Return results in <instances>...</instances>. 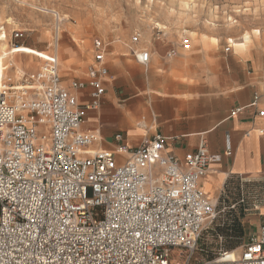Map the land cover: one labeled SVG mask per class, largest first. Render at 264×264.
<instances>
[{
	"label": "built area",
	"instance_id": "1",
	"mask_svg": "<svg viewBox=\"0 0 264 264\" xmlns=\"http://www.w3.org/2000/svg\"><path fill=\"white\" fill-rule=\"evenodd\" d=\"M180 46L190 49V39ZM92 49L84 77L69 85L57 55L9 77L0 70V264H264V224L240 248L221 246L212 258L199 253L220 202L200 186L220 159L205 139L184 163L165 152L161 135L131 148L119 131L114 150L92 148L100 136L82 126L101 108L109 45L95 38ZM139 53L147 65L149 52ZM240 189L229 208L246 216L264 205V183Z\"/></svg>",
	"mask_w": 264,
	"mask_h": 264
},
{
	"label": "crops",
	"instance_id": "2",
	"mask_svg": "<svg viewBox=\"0 0 264 264\" xmlns=\"http://www.w3.org/2000/svg\"><path fill=\"white\" fill-rule=\"evenodd\" d=\"M170 41L178 43L161 40L157 54L148 51L147 65L137 61L145 74L139 76L136 93L119 95L112 85L107 87V79L101 108L87 113L82 129L99 134L93 149L114 150L119 131L131 148L140 146L143 138L161 135L166 138L165 152L181 163L205 139L220 159L200 179V186L212 199L225 197L231 204L243 186H253V180L264 183V115L259 114L264 111V64L247 46L240 51L243 56L236 51L227 61L213 43L207 47L199 43V50L187 52L190 49L180 46V38ZM171 49H176L173 56L168 55ZM230 63L239 70L231 78L226 71ZM89 90L79 93L81 101L89 100ZM237 108L241 110L235 112ZM244 220L258 234L264 205Z\"/></svg>",
	"mask_w": 264,
	"mask_h": 264
},
{
	"label": "rangeland",
	"instance_id": "3",
	"mask_svg": "<svg viewBox=\"0 0 264 264\" xmlns=\"http://www.w3.org/2000/svg\"><path fill=\"white\" fill-rule=\"evenodd\" d=\"M47 7L56 10L62 18L68 15L72 19L61 23L54 12L47 13ZM59 22L60 33L56 26ZM17 30L24 32L23 38H14ZM4 31L7 32V57L0 70L6 77L5 67L11 59L8 53L14 54L11 60L15 62L12 68L8 66L10 75L16 67L27 71L38 69L44 59L57 55L67 85L74 77L83 76L93 62L94 39H104L109 45L107 87L112 85L124 96L137 92L139 76L145 74V67L137 62L135 52L140 49L157 54L159 42L177 44L170 41L174 37L180 38V42L190 39L193 45L187 52L199 50V43L205 47L213 43L228 61L238 51L228 40H244L248 33L250 41L246 50L253 48L254 59L264 64V0H0V33ZM136 34L140 40L134 43ZM17 45L21 49L13 50ZM228 46H231L229 51ZM58 47L64 49L62 54L58 55ZM5 58L0 55V62ZM63 63L67 64L66 70ZM226 71L230 78L239 72L231 63ZM235 199L232 198L231 204ZM231 204L228 200L220 201L216 219L203 231L199 253L204 257L215 254L230 241L219 228L230 224L235 216V212H229V209L237 211L229 208ZM244 218L242 215L245 237L234 249L247 243L253 235V224ZM219 236L223 237L222 241Z\"/></svg>",
	"mask_w": 264,
	"mask_h": 264
},
{
	"label": "bare ground",
	"instance_id": "4",
	"mask_svg": "<svg viewBox=\"0 0 264 264\" xmlns=\"http://www.w3.org/2000/svg\"><path fill=\"white\" fill-rule=\"evenodd\" d=\"M186 3V2H185ZM189 3V2H188ZM47 10V13H48V11H51V12H54L55 13V15H56V17H57V19L62 23V22H68V21H70L71 19H70V16H68V15H64V17L62 18V16H60V13H58L56 10H52V9H49V7H47L46 8ZM50 12V13H51ZM56 20V19H55ZM57 21V20H56ZM60 22L58 23V25L56 24V26H57V30H59V32L58 33H60V29H61V26H60ZM72 23V22H71ZM67 24V23H66ZM69 24V23H68ZM67 24V25H68ZM159 24V23H158ZM70 25V24H69ZM70 28V27H69ZM63 29H64V27H63ZM66 29V28H65ZM64 29V30H65ZM62 31V30H61ZM66 31V30H65ZM64 32V31H63ZM159 32V31H158ZM255 33L256 34H259V30H256L255 31ZM60 35V34H59ZM230 43H232L233 45H234V47H235V49H236V47L238 48V51H239V49L242 51L243 49H245L246 48V46H248L247 44L249 43V41H250V36L248 35V33L244 36V40H241V41H236V40H234V39H232V38H230L229 40H228ZM7 47H8V45H7V32L6 31H4L3 33H0V55H4V58H5V56H6V54H7ZM59 48V47H58ZM12 49L13 50H18V49H21V48H19V46H15V47H12ZM237 50V49H236ZM138 51V50H137ZM139 51H141L140 49H139ZM58 55L61 53H63L64 52V49L63 48H59L58 49ZM57 52H56V54H57ZM243 52H245V51H243ZM241 53V52H240ZM136 54H140L139 52H136ZM14 56V54L13 53H8V57H10L11 59L13 58V56ZM3 57V56H2ZM7 57V56H6ZM60 57V56H59ZM58 57V58H59ZM9 60V64H8V66L9 67H13V65L15 64V62H13L12 60ZM5 60H6V58L3 60V62H0L1 63V65L0 66H4V63H5ZM60 62V61H59ZM64 62V61H63ZM27 63V62H26ZM3 64V65H2ZM29 65H30V63H29ZM5 67V68H7L6 70H7V77H9V75L11 74V71H10V69L11 68H9V67ZM17 66V65H16ZM19 66V65H18ZM66 67H67V64L66 63H63V70H66ZM12 72H13V70H12ZM125 154H127V153H125Z\"/></svg>",
	"mask_w": 264,
	"mask_h": 264
},
{
	"label": "trees",
	"instance_id": "5",
	"mask_svg": "<svg viewBox=\"0 0 264 264\" xmlns=\"http://www.w3.org/2000/svg\"><path fill=\"white\" fill-rule=\"evenodd\" d=\"M220 201L226 202L227 200L225 197H221ZM237 201L238 199L236 198L235 202ZM229 212H235V216L230 220V224H224V226L219 229L222 230L228 238H230V241L225 243L224 247L226 249H234L241 244L245 237V229L242 225V215H244V212L242 207L237 208V211L229 209ZM213 255L207 257L212 258Z\"/></svg>",
	"mask_w": 264,
	"mask_h": 264
}]
</instances>
